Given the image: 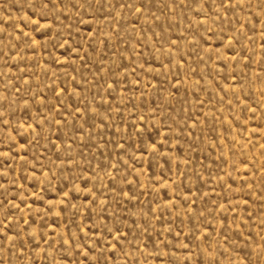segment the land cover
Here are the masks:
<instances>
[{"label": "rangeland", "instance_id": "rangeland-1", "mask_svg": "<svg viewBox=\"0 0 264 264\" xmlns=\"http://www.w3.org/2000/svg\"><path fill=\"white\" fill-rule=\"evenodd\" d=\"M0 264H264V0H0Z\"/></svg>", "mask_w": 264, "mask_h": 264}]
</instances>
